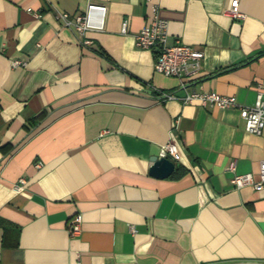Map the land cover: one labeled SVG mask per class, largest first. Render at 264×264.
<instances>
[{"label": "crops", "instance_id": "1", "mask_svg": "<svg viewBox=\"0 0 264 264\" xmlns=\"http://www.w3.org/2000/svg\"><path fill=\"white\" fill-rule=\"evenodd\" d=\"M231 1L0 0V264H264V190L233 188L227 170L235 160L258 179L264 130L246 132L236 108L161 100L179 82L134 41L157 6L169 43L203 52L188 89L250 106L264 88V0H240V21ZM89 3L106 12L84 48L55 13ZM169 141L173 172L152 177Z\"/></svg>", "mask_w": 264, "mask_h": 264}, {"label": "built area", "instance_id": "2", "mask_svg": "<svg viewBox=\"0 0 264 264\" xmlns=\"http://www.w3.org/2000/svg\"><path fill=\"white\" fill-rule=\"evenodd\" d=\"M240 0H232L230 7L225 14L233 20H243L244 13L239 9ZM150 3L151 0H145ZM30 11V10H28ZM106 7L101 4L89 3L83 13L69 15L62 11L55 13V18L68 29H71L81 47L87 48L91 41L86 37L89 31H101L103 28V17ZM152 17L135 35V46L139 49L152 50L154 53L153 71L165 77L177 79L179 89L177 92H159L161 100H176L182 104L197 103L203 108L230 109L236 108L243 120L244 130L250 134L259 135L264 130V88L257 90L254 103L250 106H240L234 96L221 95L214 91L189 90V83L198 75L203 60V52L192 46L183 44L179 39L173 43L168 41V31L166 20L157 15V6L151 4ZM34 17L39 18L40 14L35 12ZM127 30V21L121 22V33ZM13 66L23 65L24 62L13 61ZM160 157H167L172 162L178 160L176 145L169 141L160 150ZM236 162L231 160L227 165V170L232 173L230 184L235 189L245 186L253 190H264V160L259 163L258 179L254 180L251 174H236ZM26 181L23 178L18 180L14 186L15 191L23 188ZM67 230L69 236H76L80 232V219L74 216L68 220Z\"/></svg>", "mask_w": 264, "mask_h": 264}, {"label": "water", "instance_id": "3", "mask_svg": "<svg viewBox=\"0 0 264 264\" xmlns=\"http://www.w3.org/2000/svg\"><path fill=\"white\" fill-rule=\"evenodd\" d=\"M149 175L155 178L163 179L170 176L174 169V163L167 157H152Z\"/></svg>", "mask_w": 264, "mask_h": 264}, {"label": "trees", "instance_id": "4", "mask_svg": "<svg viewBox=\"0 0 264 264\" xmlns=\"http://www.w3.org/2000/svg\"><path fill=\"white\" fill-rule=\"evenodd\" d=\"M39 114H40V115H39ZM39 114H38V116H42V114H43V111H42V112H40Z\"/></svg>", "mask_w": 264, "mask_h": 264}]
</instances>
